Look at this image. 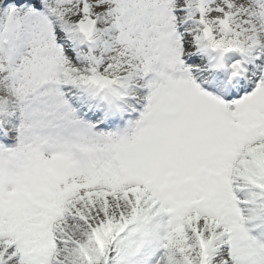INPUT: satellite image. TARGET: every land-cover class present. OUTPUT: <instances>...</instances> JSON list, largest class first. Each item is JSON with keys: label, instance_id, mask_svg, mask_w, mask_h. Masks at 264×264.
I'll list each match as a JSON object with an SVG mask.
<instances>
[{"label": "snow or ice", "instance_id": "snow-or-ice-1", "mask_svg": "<svg viewBox=\"0 0 264 264\" xmlns=\"http://www.w3.org/2000/svg\"><path fill=\"white\" fill-rule=\"evenodd\" d=\"M0 264H264V0H0Z\"/></svg>", "mask_w": 264, "mask_h": 264}]
</instances>
